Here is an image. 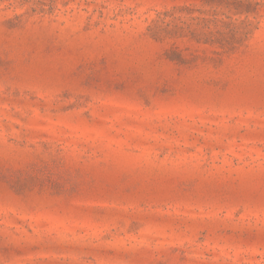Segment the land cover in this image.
<instances>
[{
  "label": "rangeland",
  "instance_id": "374dc122",
  "mask_svg": "<svg viewBox=\"0 0 264 264\" xmlns=\"http://www.w3.org/2000/svg\"><path fill=\"white\" fill-rule=\"evenodd\" d=\"M213 1L0 0V264H264V0Z\"/></svg>",
  "mask_w": 264,
  "mask_h": 264
},
{
  "label": "trees",
  "instance_id": "16d2710c",
  "mask_svg": "<svg viewBox=\"0 0 264 264\" xmlns=\"http://www.w3.org/2000/svg\"><path fill=\"white\" fill-rule=\"evenodd\" d=\"M204 2L207 3V4L215 5V7L218 6V5H220V1L204 0ZM182 9H183V8H182ZM182 9H180V11H181ZM244 10H245V9H244ZM167 16H172V17H173V14H172L171 12H165V13L163 14V16L160 18L159 22H163V20H164L165 17H167ZM151 28H152V32H153L154 35L157 34V33H156V32H157L156 29H160V31L165 32L166 35H168V36H170V37H172V38L177 37L178 34H179V33L177 32L175 26H169V27H168V24H167V23H166V26H165V27H160L159 25H155V24H153V25L151 26ZM232 46H233L232 43H230V42H226V43L222 44L220 47H221V48L223 47V48H226V49H231ZM213 53L216 54V55H220V54H221V53H219V52H213ZM166 56H167L170 60H172V61H176V62H178V63H184V62L187 61V59H186L185 57H183V55L181 54V51H180L176 46H171V47L166 51Z\"/></svg>",
  "mask_w": 264,
  "mask_h": 264
}]
</instances>
